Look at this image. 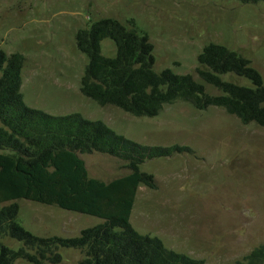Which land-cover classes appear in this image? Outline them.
<instances>
[{"label":"rangeland","instance_id":"obj_1","mask_svg":"<svg viewBox=\"0 0 264 264\" xmlns=\"http://www.w3.org/2000/svg\"><path fill=\"white\" fill-rule=\"evenodd\" d=\"M103 17L133 19L153 44L154 69L189 73L210 94L221 93L196 73L197 55L213 42L250 60L264 79V2L237 0H0V48L24 55L20 91L24 102L54 115L78 112L101 120L117 133L147 145H185L192 151L146 159L141 171L154 176V189H137L130 222L177 252L203 264H236L264 243V126L243 124L219 106L197 109L176 100L155 116H138L113 104L101 105L80 91L87 57L75 45L77 30ZM115 54L110 38L100 43ZM223 80L252 86L234 73ZM88 175L108 181L128 173L108 154L81 153ZM18 221L37 236H76L102 218L15 200ZM8 202H0L2 205ZM18 249L22 242L4 237ZM61 261L76 264L84 254L59 248ZM13 264H31L19 259ZM45 264H51L45 262Z\"/></svg>","mask_w":264,"mask_h":264},{"label":"trees","instance_id":"obj_2","mask_svg":"<svg viewBox=\"0 0 264 264\" xmlns=\"http://www.w3.org/2000/svg\"><path fill=\"white\" fill-rule=\"evenodd\" d=\"M257 3L264 0H237ZM110 38L115 54L105 56L100 43ZM76 48L86 55L80 91L101 105L113 104L138 116H155L165 104L183 100L197 109L219 106L240 122L264 126V79L250 60L222 44L210 42L197 55L195 71L221 93L210 94L189 73L154 69L153 44L133 19L126 23L103 17L75 33ZM24 55L0 48V264L23 259L31 264H56L59 248L84 256L76 264H203V260L167 248L157 236L139 233L130 213L140 185L157 187L151 173L141 171L146 159L192 151L185 145H147L132 140L101 120L78 112L54 115L28 106L20 91ZM234 73L252 86L223 80ZM99 152L123 161L128 173L108 181L88 175L81 153ZM24 198L94 215L102 222L79 235L37 236L18 221ZM10 237L22 242L12 249ZM236 264H264V243Z\"/></svg>","mask_w":264,"mask_h":264}]
</instances>
